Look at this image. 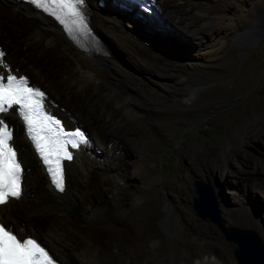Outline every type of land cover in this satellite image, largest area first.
Segmentation results:
<instances>
[{
  "label": "rangeland",
  "instance_id": "1",
  "mask_svg": "<svg viewBox=\"0 0 264 264\" xmlns=\"http://www.w3.org/2000/svg\"><path fill=\"white\" fill-rule=\"evenodd\" d=\"M184 1L186 2L178 0L181 4ZM189 2L186 10L199 20L198 27L205 29L198 37L192 38L183 28L175 26L171 20L160 14L156 16L160 24L153 31H146V34L133 32L136 38L153 46L155 51H159L170 62L172 77L179 78L192 88V94L181 100L173 98L165 102L145 99L138 86L134 89L123 84L117 87L115 94L110 86L103 83L106 91L115 96L121 92L126 93L138 103L140 114L130 121L141 124L144 129H141L136 142H132L129 135L123 138L125 147L129 148H125L126 156L121 157L123 159L119 160L116 155H112L113 150L110 147H101L103 156L88 155L89 164L94 171L86 179L90 190L84 196V202H91L96 210L91 213L90 220L80 222L77 217L81 213V206L73 205L67 210L66 217L78 223L85 233H91L95 229L116 231L112 239L117 236L121 240L123 237L119 236L120 221L114 223V218H119L121 213L126 216L133 205H138L143 212L148 213L157 209L159 214L153 220L157 233L150 240L149 246L150 254L158 259V264H185L181 256L184 250L188 253L190 249L180 246L184 241L195 244L196 248L203 251L212 250L216 255L220 254V243L228 245L229 252H224L229 254L232 264H237L233 256L235 245L226 241L212 222L194 214L191 208L192 198L195 196L192 182L195 179L208 180L218 200L224 225L253 229L261 236L264 244V230L251 222L264 224V170L250 168V160H245L246 158L243 165L239 157V153L245 150L244 152L250 153L256 160L264 161L258 143L248 139L252 135L250 125L256 124L264 116V0ZM135 9L144 12L141 8ZM143 12L133 13L141 18ZM4 14L0 10V16ZM13 18L3 23L4 36L9 38L10 46L18 53L32 56L22 46L24 37L30 33L32 27L23 20ZM3 44L6 45V41ZM127 63L130 67H125L126 69L139 70L130 61ZM53 70L57 72V68ZM13 72L25 75L30 83L42 89L45 95H49V100L55 99L70 114L73 113L71 98L52 97L49 87L37 83L29 70ZM52 86L56 87L54 82ZM114 99L113 96L106 98V101L113 103ZM114 107L118 109L117 105ZM155 109L168 111L162 117L155 118L152 115ZM5 115L4 120L12 126L15 134V122H18L13 116ZM163 117L170 122V130L167 132L155 125ZM121 119L129 120L122 111L117 117L120 124ZM72 125L84 127L89 133L87 136L93 140L92 126L80 120L72 122ZM227 136L230 137L228 141ZM154 137L161 140V143ZM13 142L17 145L16 140ZM228 159L240 161L237 165L239 174L226 176L225 170L232 168L226 163ZM101 166L109 167L113 171L118 169L122 179L120 183L135 185L134 194L111 199L106 187L100 182L98 171H102L99 170ZM236 181H240L241 185L236 186ZM50 200L48 193L37 190L32 193L28 202H37L44 206ZM239 203L243 204L242 209H239ZM75 207L78 209L75 210ZM236 209L250 215V218L243 223L239 222L230 213V210ZM39 214L45 217L43 212ZM22 231L34 233L43 240L36 231L29 228ZM114 245L118 246L115 239Z\"/></svg>",
  "mask_w": 264,
  "mask_h": 264
},
{
  "label": "bare ground",
  "instance_id": "2",
  "mask_svg": "<svg viewBox=\"0 0 264 264\" xmlns=\"http://www.w3.org/2000/svg\"><path fill=\"white\" fill-rule=\"evenodd\" d=\"M189 1L186 0L181 4L178 0H153L152 11L147 13L136 10V6L126 4L122 0H85L87 31L97 38L103 48L102 52L85 53L79 46L73 44L68 35L69 33L75 35L78 37L77 43L83 45L90 36L86 31L70 32L23 0H0V10L5 12L0 16V50L5 52L8 65L13 70H29L37 83L49 87L52 97L71 98V105L74 108H72L73 113L70 114L55 99L51 98V101L49 95H46L45 108L60 117L64 128H70L72 122L78 120L92 126L93 140L87 136L89 142L71 151L73 154L71 161H64L65 190L63 192L56 190L50 184V176L24 138L21 124L15 122L17 126L15 134L12 128L13 141L16 140L19 146L18 157L23 156V165L27 170L26 190L18 201L0 206V219L15 229L29 228L36 231L45 240L50 253L55 254L54 258H58V264H132L131 261L138 264H158V259L151 256L149 246L150 240L157 233L153 223L154 217L159 214L157 209L148 213L143 212L138 205H133L125 214L126 216L121 213L119 218H114V223L120 221L121 233L117 232L121 234L120 237H123L121 240L117 236L112 239L116 231L106 232L95 229L91 233H85L78 223L67 219L66 212L71 206L80 205L81 213L77 218L81 222L90 220L91 213L96 210L91 202L89 204L84 202V196L90 190L86 179L90 172L94 171L89 164L88 155L103 156L101 147H110L113 150L112 155H116L119 160L123 159L126 156V144L123 138L129 135L130 140L136 142L141 129L142 131L144 129L141 124L130 121L140 114L138 103L126 93L119 92L120 94L115 96L106 91L103 83L110 86L115 94L117 87L123 84L134 89L138 86L145 99L165 102L173 98L181 100L192 94V88L190 89L179 78L172 77L170 62L159 51H155L153 46L147 45L134 36L136 31L146 34V31L157 28L160 23L156 16L160 14L166 16L175 26L183 28L192 38L198 37L205 29L199 28V20L192 17L186 10V7L190 5ZM136 8L139 9V7ZM133 12H143V16L138 18ZM12 17L15 20H23L32 27L22 42L23 48L30 51L32 56L18 53L10 46L9 38L4 36L3 23L10 21ZM5 41L6 45L3 44ZM122 59H127L139 70L132 66L131 70L126 69L125 67L130 66L126 60L124 62ZM53 68H57V72ZM53 82L56 87L52 86ZM113 96L115 98L113 103L106 101V98ZM114 105H117L118 109ZM120 111L129 118L127 121L121 119L122 124L117 121ZM159 111L161 113H158ZM167 111L168 109H155L152 115L155 118L162 117ZM8 116L12 114L9 112L5 115V117ZM1 117L5 119L4 115ZM6 120L8 121L7 118ZM11 121L14 122V120ZM156 122L155 125L162 131L170 130L168 119L163 117ZM249 129L252 135L248 139L258 143L264 156V116L256 124L250 125ZM229 138L227 136V141ZM154 139L161 143L157 137ZM244 151L239 153L242 164L248 159L250 168L257 171L264 170V161L256 160L250 153ZM239 162L238 159L227 160L226 163L232 168L225 170L226 176L239 174L240 170L237 167ZM99 170H102L98 171L100 182L106 187L111 199H119L124 194H134L135 185L120 183L122 179L118 169L113 171L109 167L101 166ZM235 184L240 186L241 182L236 181ZM248 186L249 183L247 188ZM37 190L50 195L51 200L46 205L40 206L37 202L34 204L28 202L32 193ZM25 197H27L26 201ZM239 204V209H242L243 204ZM239 209H236L238 213L236 210H230V213L243 223L250 218V215L243 214ZM262 210L264 212V209ZM40 212H43L45 217H42ZM251 222L264 230L263 223ZM114 239L118 246L114 245ZM260 239L263 240L261 236ZM184 242L180 243V246H187L190 249L188 253L186 250L182 253L181 258L185 264H232L229 261V254L224 252L225 250L229 252L228 245L220 243V254L216 255L212 250L203 251L196 248L195 244H188L189 241Z\"/></svg>",
  "mask_w": 264,
  "mask_h": 264
},
{
  "label": "snow or ice",
  "instance_id": "3",
  "mask_svg": "<svg viewBox=\"0 0 264 264\" xmlns=\"http://www.w3.org/2000/svg\"><path fill=\"white\" fill-rule=\"evenodd\" d=\"M35 9L55 17L68 31L88 30L85 0H27ZM151 2V0H150ZM0 50V114L12 112L25 126L26 138L38 154L50 184L65 190L64 161L73 159L69 147L87 144L88 137L79 129L65 132L61 121L49 115L47 97L38 86L29 84L27 77L14 74ZM19 146L13 142V131L0 117V206L18 201L26 190V167ZM46 243L34 233L5 224L0 219V264H58Z\"/></svg>",
  "mask_w": 264,
  "mask_h": 264
},
{
  "label": "water",
  "instance_id": "4",
  "mask_svg": "<svg viewBox=\"0 0 264 264\" xmlns=\"http://www.w3.org/2000/svg\"><path fill=\"white\" fill-rule=\"evenodd\" d=\"M31 85V83H29ZM60 118V117H59ZM80 129L87 131L84 127ZM195 196L192 198L191 208L194 214L212 222L226 241L235 245L233 256L237 264H264V244L259 235L253 229L226 226L220 217L218 200L213 186L208 180H193ZM77 210V207H75Z\"/></svg>",
  "mask_w": 264,
  "mask_h": 264
},
{
  "label": "clouds",
  "instance_id": "5",
  "mask_svg": "<svg viewBox=\"0 0 264 264\" xmlns=\"http://www.w3.org/2000/svg\"><path fill=\"white\" fill-rule=\"evenodd\" d=\"M100 44V43H99ZM32 85V84H31ZM40 89V88H39ZM44 92V91H43ZM57 116V115H56ZM58 117V116H57ZM59 118V117H58ZM60 119V118H59ZM76 126H78L79 127V125H76ZM80 128V127H79Z\"/></svg>",
  "mask_w": 264,
  "mask_h": 264
},
{
  "label": "trees",
  "instance_id": "6",
  "mask_svg": "<svg viewBox=\"0 0 264 264\" xmlns=\"http://www.w3.org/2000/svg\"><path fill=\"white\" fill-rule=\"evenodd\" d=\"M80 129V128H79Z\"/></svg>",
  "mask_w": 264,
  "mask_h": 264
}]
</instances>
